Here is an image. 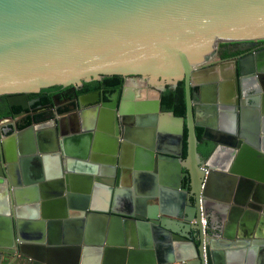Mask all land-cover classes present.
<instances>
[{
	"label": "water",
	"instance_id": "water-1",
	"mask_svg": "<svg viewBox=\"0 0 264 264\" xmlns=\"http://www.w3.org/2000/svg\"><path fill=\"white\" fill-rule=\"evenodd\" d=\"M255 41H264V0H0V97L11 105L111 76L160 85L135 95L124 84L118 112L117 90L100 115L69 117L70 133L58 134L53 121L48 131L0 137V252L33 264H264V238L253 237L264 230V50L209 65L221 43ZM180 80L186 118L161 109L163 88ZM143 90L157 95L140 99ZM197 128L214 145L205 162ZM59 141L71 154L68 166L77 159L101 170L95 177L106 191L94 203L91 192L65 188L71 176L56 170ZM90 143L99 152L81 164ZM17 162L33 190L34 237L25 230L24 198H12L23 187L11 190L4 179L3 168ZM44 187L56 189L41 200ZM11 204L19 210L15 223ZM87 215L105 221L94 240L86 237ZM71 217L73 243L46 236V226L51 231ZM210 223L222 233L205 234Z\"/></svg>",
	"mask_w": 264,
	"mask_h": 264
},
{
	"label": "flooded vegetation",
	"instance_id": "flooded-vegetation-1",
	"mask_svg": "<svg viewBox=\"0 0 264 264\" xmlns=\"http://www.w3.org/2000/svg\"><path fill=\"white\" fill-rule=\"evenodd\" d=\"M264 50V41H255L250 42L246 44L242 43H230V44H220L217 50V55L213 62H211L210 66H218L222 63L232 61L234 59H240L247 57L248 55L255 54L256 52L263 51ZM227 53V55H225ZM184 81V80H180ZM180 81L176 85L167 84L165 88H163V91L169 86L171 88H175L178 86ZM124 84L130 85L132 88L133 94L136 95V92L138 89H143V87H150L153 86L155 83H150L146 78L141 77H128L125 78V81L121 87V89L115 88L113 90H96L88 93H79L78 91L83 87H68V88H61L60 90H49V91H40L39 93H31L27 95V101L24 103V106H18V105H11L8 101V97L6 96L5 99L0 97V108H7L9 109V114L6 117L0 118V137H9L17 134H21L23 132H27L30 130H33L34 133H38L39 131H48L51 129V126H48V124L52 123L53 121L56 122L57 126V133H70L72 131V126L70 122V119H68L71 116H76L79 119L78 121L81 122V119L79 118L80 115L82 117H87L89 115H100L101 111L107 110V107H105L103 104L110 102V97H112L115 92L118 90V99L116 103V111H119L120 108V99L122 96V88ZM137 85V86H135ZM160 85H154V87H159ZM162 91V93H163ZM100 93V97L97 101H88V102H81V97L93 94V93ZM152 92H154L155 96L157 95L156 90H151L149 92H145L144 90L137 93L138 97L140 99L145 98L147 95L150 97L152 95ZM194 93L199 92L198 88H195L193 90ZM138 98V99H139ZM251 103V102H250ZM161 109L163 111H172V110H164L162 108V95H161ZM174 112V111H173ZM187 115V112H186ZM181 117V116H178ZM186 118V117H184ZM68 121V122H66ZM66 122V123H65ZM65 125H64V124ZM80 125V123H79ZM82 126V124L80 125ZM75 130V129H74ZM78 132H82V128H78ZM60 140V139H59ZM200 143V142H199ZM96 148V147H94ZM106 149V148H103ZM203 149V148H202ZM214 149V146H213ZM212 149V150H213ZM120 147L118 149V153L120 152ZM59 156H60V167L59 169H56L57 171H62L63 174H69L74 172L75 168L82 169L84 166L81 167L78 160L75 159V161H71L68 166V160L71 158V154L69 151H66L64 148V145H62L59 141ZM103 152H100L101 154H110L109 151L101 150ZM99 151L93 150V144L90 143L89 150H88V158L85 160L84 164L91 162L90 159H92L94 153H98ZM105 152V153H104ZM212 152V151H211ZM201 155L202 162H205L207 157L203 156L202 153L199 151ZM77 154V153H76ZM210 155V154H209ZM68 159V160H67ZM78 165L77 167L74 166L72 163H76ZM15 163V162H13ZM90 164V163H89ZM16 165V164H15ZM19 163L17 162V166L10 167V168H3V174L4 179L6 182H8V187L10 189L24 187V180L22 176V170L18 166ZM94 169V168H93ZM8 173V174H7ZM64 176V175H63ZM3 180L0 179V183ZM10 181V182H9ZM9 183L11 185H9ZM184 186L188 187L189 182L184 181ZM190 205L192 208L197 210V203L194 198L191 199ZM13 212H14V205ZM203 210V209H202ZM16 217L13 215V222L15 223ZM100 226V224H98ZM205 228V234L211 233V234H217L222 233V230L220 227H217L210 223V228ZM256 235L259 238H264V230L259 229L256 231ZM191 236L193 239H195L198 243L200 242V230L198 229H192ZM206 242V241H205ZM22 256L18 252L14 253H5L0 252V264L6 262V264H33L30 258L25 256V258L22 259ZM18 259V260H17Z\"/></svg>",
	"mask_w": 264,
	"mask_h": 264
},
{
	"label": "crops",
	"instance_id": "crops-1",
	"mask_svg": "<svg viewBox=\"0 0 264 264\" xmlns=\"http://www.w3.org/2000/svg\"><path fill=\"white\" fill-rule=\"evenodd\" d=\"M137 86V85H135ZM134 87V86H133ZM150 97H156L155 95H151ZM79 162V161H78ZM77 164L74 163V166L77 167L79 166ZM80 163V162H79ZM91 163V162H89ZM87 163V164H89ZM84 164V163H81ZM86 164V163H85ZM94 167H92V165H85L84 168L82 169H78L75 168L74 172L69 173V177L67 178V181L65 182V188L69 189V190H73V191H85V192H91L90 193V201L92 203H94V200L96 201L98 199V195L97 193H101L103 191H106L105 188L107 186L106 184H103L101 182H98L95 176L101 175V170L98 171H94L93 170ZM104 170V169H103ZM45 172V170H43ZM50 171V170H49ZM106 171V170H105ZM52 170L50 172H48L49 174H52ZM99 173V174H98ZM27 186H24L22 190H18V194H12V198L16 199V197L18 198H24V200H22V203L20 206H22V208L20 209L22 212V218L25 221V230L27 232V234L31 237H34L36 233H38L40 226L37 223V221H35V219L31 216V211L30 208L32 206L33 199H32V195H33V190ZM54 189L53 187H45L43 189H39L37 190V194L38 196L41 198V200H43V198L48 197L51 198L52 194L54 193ZM12 190V189H11ZM106 198V196H105ZM32 199V200H31ZM13 205L11 204V216L13 217L16 216L17 211L19 212V210L16 211L15 213V207H14V212H13ZM69 204H67V209H68ZM39 211L41 212L42 209L39 208ZM43 212V211H42ZM60 213V210H59ZM41 214V213H40ZM40 219L42 218V216L39 217ZM72 219H70L71 221H69L68 224L63 225L64 221H62V226L60 225L58 228L57 227H53L51 225V231L48 230V226L45 227L46 229V236L48 235V233H50V235H52V237H54V239H57L58 241L61 242V244H68L70 245V243H73L74 240L77 239V229L74 227L76 225L75 223V219L73 217H71ZM86 222L85 223V229H87V238L90 240H94L97 237V233L99 230V227H103L102 224L105 223V221L102 218H98L97 216L94 215H87L85 216ZM2 224V219H0V225ZM100 224V226L98 225ZM87 227V228H86ZM54 229V230H53ZM3 228H0V239L2 237H5V234L2 233ZM257 233L254 232L253 233V237L258 238ZM49 237V236H48ZM263 239V237L261 238ZM90 243L93 244V241H90ZM75 245V244H74ZM260 254V252H258ZM82 255V254H81Z\"/></svg>",
	"mask_w": 264,
	"mask_h": 264
},
{
	"label": "trees",
	"instance_id": "trees-1",
	"mask_svg": "<svg viewBox=\"0 0 264 264\" xmlns=\"http://www.w3.org/2000/svg\"><path fill=\"white\" fill-rule=\"evenodd\" d=\"M227 55V53H225ZM125 81V77L123 76H111L105 77L102 80L92 81L89 83H84L83 87L78 91L79 93H88L96 90H108V89H121L123 83ZM62 87L56 86L48 89H44L42 91L49 90H60ZM3 99L6 96L2 97ZM162 108L164 110H172L174 111L176 116L186 117L187 112V101H186V88L185 81H180L177 87L171 88L167 87L162 93ZM9 114V109L0 108V118L6 117ZM203 128H197L196 134L199 140V151L203 156L207 157L211 153L213 149V144L203 140ZM203 148V149H202ZM187 156V129L185 133V150L184 157Z\"/></svg>",
	"mask_w": 264,
	"mask_h": 264
},
{
	"label": "built area",
	"instance_id": "built-area-1",
	"mask_svg": "<svg viewBox=\"0 0 264 264\" xmlns=\"http://www.w3.org/2000/svg\"><path fill=\"white\" fill-rule=\"evenodd\" d=\"M202 220H203V224L206 225V220L204 217H202ZM206 260H207V258H206Z\"/></svg>",
	"mask_w": 264,
	"mask_h": 264
},
{
	"label": "rangeland",
	"instance_id": "rangeland-1",
	"mask_svg": "<svg viewBox=\"0 0 264 264\" xmlns=\"http://www.w3.org/2000/svg\"><path fill=\"white\" fill-rule=\"evenodd\" d=\"M154 85H156L157 86V84H154ZM155 93L154 92H152V95H154Z\"/></svg>",
	"mask_w": 264,
	"mask_h": 264
}]
</instances>
